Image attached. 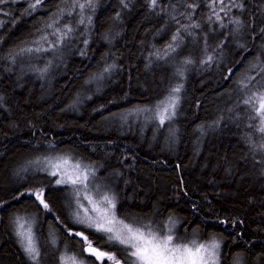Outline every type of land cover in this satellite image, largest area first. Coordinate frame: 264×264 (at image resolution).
Segmentation results:
<instances>
[{
    "label": "trees",
    "instance_id": "obj_1",
    "mask_svg": "<svg viewBox=\"0 0 264 264\" xmlns=\"http://www.w3.org/2000/svg\"><path fill=\"white\" fill-rule=\"evenodd\" d=\"M45 2L46 11L27 17L21 15L27 6L24 3L4 6L19 21L14 27L7 16H0L5 21L0 29V200L8 202L0 208V264H29L10 227L14 213L35 216L41 239L52 231L58 245L67 243L73 248V239L65 235L51 215L39 211L26 196L12 199L35 184L31 171L17 175V170L27 160L48 154L52 142L58 149H72L102 165L101 176L118 173L113 187L125 211L160 220L172 213L179 218L178 229L187 228L189 236L195 229L199 231L198 239H207V234L222 237L221 264H232L231 258L237 253L242 254L241 264H264V153L251 150L247 125L252 122L245 118L242 106L235 107L239 96L234 83L264 44L247 27L249 15L257 30L264 27V17L257 15L255 7L259 0H245L243 14L232 10L231 15L245 22L235 36L227 17V29L213 24V32L205 21L209 9L203 4L197 9L193 20H198L208 33L210 45L224 36L229 38L219 65L209 67L199 63L202 52L191 38L185 37L186 51L182 56L191 54L196 63L185 72L173 122L174 138L153 122L131 116L125 121L113 115L151 105L168 86L174 71L172 64L165 65L154 55L157 50L163 51L175 31L168 15L154 14L146 0H130L126 9L119 0H98L93 26L89 28L87 56L79 55L83 48L79 40H74L72 47L56 59L46 53L16 55L20 48L32 46L36 28L42 27L38 21L46 20L54 10L52 0ZM176 7L177 12L184 11L179 3ZM118 11L120 19L116 20ZM187 22L181 19V23ZM239 44L250 51L243 54L242 64H235L242 54ZM10 51L16 55L14 63L8 58ZM49 60L52 66L47 73L32 70L44 67ZM104 61L116 64L112 76L85 85ZM227 67L238 75L225 80ZM101 105L104 107L97 111ZM217 117L222 119L215 126ZM252 139L259 143V134L252 133ZM35 177L43 180L45 174L35 173ZM63 203L58 199L53 210L68 223L72 209L62 208ZM225 220L227 224L220 223ZM233 220L237 223L233 224ZM89 237L96 239L90 234ZM54 251L48 247L43 264H55ZM81 258L93 264L91 258Z\"/></svg>",
    "mask_w": 264,
    "mask_h": 264
},
{
    "label": "snow or ice",
    "instance_id": "obj_2",
    "mask_svg": "<svg viewBox=\"0 0 264 264\" xmlns=\"http://www.w3.org/2000/svg\"><path fill=\"white\" fill-rule=\"evenodd\" d=\"M10 2L26 4L21 13L25 17L33 16L37 11L47 10L45 0H0V16H7L13 27L19 21L5 11L4 6ZM129 2L130 0H119L124 9L128 8ZM97 3L98 0H52L51 6L54 10L49 12L46 20L41 18L38 21L42 27L36 28L32 46L20 48L16 55L46 53L56 59L62 56L64 50L72 47L74 40H79L83 46L79 55L87 56L89 28L93 26ZM176 3L184 8L183 12H177ZM176 3L172 0L167 3L163 0H146L147 7L154 14L164 13L175 24L170 42L164 46L162 52L157 50L154 53L156 59L163 61L165 65L172 64L174 71L168 86L151 105L136 106L125 113L113 114L120 115L125 121L131 116L134 120L153 122L157 129L166 128L171 138L175 137L173 122L181 102L185 72L188 66L196 63L191 54L182 56L183 51H186L185 37L191 38L193 44L202 52L199 63L209 67L213 64L219 65L223 58L225 41L229 38L224 36V39L214 46L210 45L208 33L203 31L198 20H193L197 9L201 4L209 9L205 21L210 31H215L211 27L213 24L220 29H227L225 17L228 18V23L234 26L231 30L233 36L245 27V22L240 16L231 15L233 9L243 14L245 0H192L191 3H187V0H176ZM255 7L257 15L264 17V0H259ZM114 19H120L119 11ZM181 19L188 22L181 23ZM4 23L5 21L0 20V29H3ZM261 23L264 24V20ZM81 26H84L83 29ZM247 27L250 33L254 32L264 40V27L257 30L251 15ZM196 30H200L199 33ZM256 35L252 36L253 40ZM2 41L3 37L0 36V43ZM238 47L242 54L235 64H242L245 61L243 54L248 53L250 49L244 44H239ZM261 54H264V44L260 46L255 60L248 61L244 73L234 80L235 92L239 96L235 107L242 106L245 118L252 122L247 125L250 129L247 139L254 153H264V59ZM16 55L10 51L8 58L14 63ZM178 57H182L179 62L172 63ZM51 66L52 61L49 60L44 67L32 70L43 75ZM115 69V63L104 61L84 83H99L106 77L110 78ZM224 71L225 80L238 75L232 67H227ZM2 99L0 97V100ZM103 107L101 105L97 111ZM221 119L222 117H217L213 125L218 126ZM198 127L203 131V125ZM252 133L259 134V143L252 139ZM47 153L27 160L17 170V175L31 171L35 184L12 199L19 200L22 196L31 199L39 211L48 213L61 225L65 235L73 239L74 245L72 249L67 243L58 245L56 235L52 231H49L46 238L41 239L35 216L14 213L10 217V227L29 264H43L48 247L55 250V264H85L81 257L91 258L93 264H221L222 237L207 234V239H198L199 231L195 229L189 236L187 228L178 229L179 218L172 213L160 220L154 216L127 212L119 193L113 187L114 176L119 175L118 173L101 176L99 171L102 165L82 157L72 149H58L54 142L49 144ZM35 173H44L45 178L36 179ZM54 193L57 194L56 198H53ZM184 194L187 195V190H184ZM58 199L64 201L62 208L73 209L70 218H67L68 223L54 213L53 205ZM6 203L8 202L0 200V208ZM193 208L195 209V204ZM220 223L227 224L228 221ZM232 223L237 221L233 220ZM89 234L96 239H90ZM61 246L63 251L56 250ZM231 259L232 264H241L242 254L237 253Z\"/></svg>",
    "mask_w": 264,
    "mask_h": 264
},
{
    "label": "rangeland",
    "instance_id": "obj_3",
    "mask_svg": "<svg viewBox=\"0 0 264 264\" xmlns=\"http://www.w3.org/2000/svg\"><path fill=\"white\" fill-rule=\"evenodd\" d=\"M73 210V209H72ZM85 264H89L87 261H85Z\"/></svg>",
    "mask_w": 264,
    "mask_h": 264
},
{
    "label": "bare ground",
    "instance_id": "obj_4",
    "mask_svg": "<svg viewBox=\"0 0 264 264\" xmlns=\"http://www.w3.org/2000/svg\"><path fill=\"white\" fill-rule=\"evenodd\" d=\"M142 120V119H141ZM73 211V210H72Z\"/></svg>",
    "mask_w": 264,
    "mask_h": 264
}]
</instances>
